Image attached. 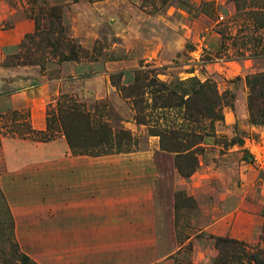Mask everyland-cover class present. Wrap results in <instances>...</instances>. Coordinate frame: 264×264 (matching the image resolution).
Returning <instances> with one entry per match:
<instances>
[{"label": "rangeland", "instance_id": "rangeland-1", "mask_svg": "<svg viewBox=\"0 0 264 264\" xmlns=\"http://www.w3.org/2000/svg\"><path fill=\"white\" fill-rule=\"evenodd\" d=\"M245 15L233 0H0V41L20 35L0 67L32 57L28 49L43 65L0 78V189L22 253L38 264H246L242 249L264 250V123L252 125L247 110V79L264 72V30ZM37 27L38 50L25 38ZM47 40L89 55L62 62ZM140 68L168 83L210 80L232 97L189 179L111 84L112 74ZM62 95L108 102L137 149L78 156L57 125L41 134ZM167 121L182 123L172 113ZM218 237L240 245L218 248Z\"/></svg>", "mask_w": 264, "mask_h": 264}, {"label": "trees", "instance_id": "trees-1", "mask_svg": "<svg viewBox=\"0 0 264 264\" xmlns=\"http://www.w3.org/2000/svg\"><path fill=\"white\" fill-rule=\"evenodd\" d=\"M233 1L238 14L245 13L256 30H264V0H251L253 3H249L250 0ZM65 32L64 30L61 32L63 39L66 37ZM36 37L42 38L40 27L36 28L34 34L26 35L25 38L26 42L35 45L34 48L38 50L37 48H42V43L36 44ZM28 47L22 42L16 49L21 51V48ZM46 47L51 48L54 54H58L62 62H80L89 55L80 46L72 45L70 42L64 43L62 40L59 45L47 40ZM28 52L32 57L15 54L8 57L4 65L43 67L33 58L36 51L28 49ZM110 80L112 86L132 103L133 122L138 126H146L150 137H158L161 154L173 157L174 167L182 178H191L199 168V155L205 153L206 142L214 136L216 123L224 121L222 109L229 106L232 97L221 95L217 86L210 80L203 82L192 77L168 83L161 81L155 71L145 68L112 74ZM247 85L250 90L247 109L250 123L259 126L264 123V72L248 77ZM171 113L180 115L181 125H174L170 121L164 122ZM123 121L106 101H99L88 107L86 103L78 102L69 95H62L56 106L48 110L47 129L40 133L46 135L57 125L72 153L78 156L97 158L128 154L137 149L138 139L131 130L124 127ZM52 138L53 136L49 135L45 137V141L48 142ZM237 143L243 145L244 141L233 140L232 145ZM190 200L195 202L191 197ZM0 218L3 219L0 224V264H38L22 253L13 240L12 211L1 189ZM8 234L11 235L5 239V235ZM215 240L218 248L239 244L236 240L228 238L218 237ZM3 242L6 243L3 245ZM242 250L248 259L246 264H264V250L250 252Z\"/></svg>", "mask_w": 264, "mask_h": 264}, {"label": "crops", "instance_id": "crops-1", "mask_svg": "<svg viewBox=\"0 0 264 264\" xmlns=\"http://www.w3.org/2000/svg\"><path fill=\"white\" fill-rule=\"evenodd\" d=\"M23 27V26H21ZM19 27V28H21ZM11 33V34H10ZM10 36H12V41H8V42H2L0 41V60L1 59H4L6 57V54H5V49L6 48H12L14 46H16L18 43H19V33H18V29L17 30H10ZM17 33V35H16ZM22 69L20 68H4V67H0V78L1 77H8V78H12V77H15L17 76L20 72H21Z\"/></svg>", "mask_w": 264, "mask_h": 264}]
</instances>
